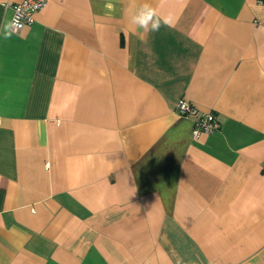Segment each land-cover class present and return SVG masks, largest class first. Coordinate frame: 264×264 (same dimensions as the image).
Listing matches in <instances>:
<instances>
[{
	"label": "crops",
	"instance_id": "crops-1",
	"mask_svg": "<svg viewBox=\"0 0 264 264\" xmlns=\"http://www.w3.org/2000/svg\"><path fill=\"white\" fill-rule=\"evenodd\" d=\"M144 4L159 31L132 23ZM262 16L264 0H46L0 31V264H264ZM178 98L219 129L193 137Z\"/></svg>",
	"mask_w": 264,
	"mask_h": 264
},
{
	"label": "built area",
	"instance_id": "built-area-1",
	"mask_svg": "<svg viewBox=\"0 0 264 264\" xmlns=\"http://www.w3.org/2000/svg\"><path fill=\"white\" fill-rule=\"evenodd\" d=\"M45 4L46 0H18L13 3L11 5L10 22L13 23L15 31L30 24L34 20V13L42 9ZM261 21H264V16L258 19V22ZM174 110L179 116L191 118V133L193 137L198 136L200 133L212 132L220 127V120L214 110H202L184 98L176 100Z\"/></svg>",
	"mask_w": 264,
	"mask_h": 264
},
{
	"label": "clouds",
	"instance_id": "clouds-1",
	"mask_svg": "<svg viewBox=\"0 0 264 264\" xmlns=\"http://www.w3.org/2000/svg\"><path fill=\"white\" fill-rule=\"evenodd\" d=\"M108 7L112 6L108 5ZM149 22H151L152 24V27L150 29L151 31H159L161 27V18L158 17L157 12L154 8H152L148 4H144L140 6L139 14L132 17V23L138 25V27L140 28L149 30L147 29V25L149 24ZM163 23L165 25H169V21L167 19H163ZM0 31H2L4 39H10L11 36L15 33V28L13 26V23L9 21L5 22Z\"/></svg>",
	"mask_w": 264,
	"mask_h": 264
}]
</instances>
